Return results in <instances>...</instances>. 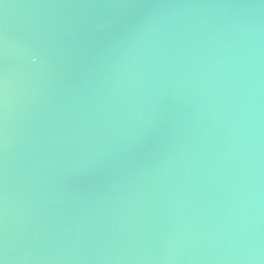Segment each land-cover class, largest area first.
Wrapping results in <instances>:
<instances>
[{"label": "water", "instance_id": "obj_1", "mask_svg": "<svg viewBox=\"0 0 264 264\" xmlns=\"http://www.w3.org/2000/svg\"><path fill=\"white\" fill-rule=\"evenodd\" d=\"M0 264H264V0H0Z\"/></svg>", "mask_w": 264, "mask_h": 264}, {"label": "clouds", "instance_id": "obj_2", "mask_svg": "<svg viewBox=\"0 0 264 264\" xmlns=\"http://www.w3.org/2000/svg\"><path fill=\"white\" fill-rule=\"evenodd\" d=\"M35 59V58H34Z\"/></svg>", "mask_w": 264, "mask_h": 264}]
</instances>
